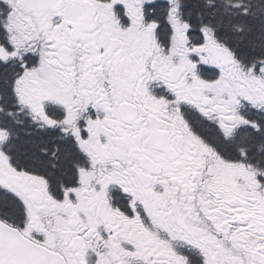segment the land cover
<instances>
[{
    "label": "snow or ice",
    "instance_id": "6c2138e0",
    "mask_svg": "<svg viewBox=\"0 0 264 264\" xmlns=\"http://www.w3.org/2000/svg\"><path fill=\"white\" fill-rule=\"evenodd\" d=\"M0 264H264V0H0Z\"/></svg>",
    "mask_w": 264,
    "mask_h": 264
}]
</instances>
